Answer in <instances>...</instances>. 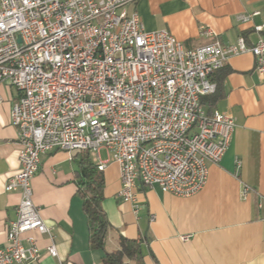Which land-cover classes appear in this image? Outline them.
<instances>
[{"label":"built area","instance_id":"obj_1","mask_svg":"<svg viewBox=\"0 0 264 264\" xmlns=\"http://www.w3.org/2000/svg\"><path fill=\"white\" fill-rule=\"evenodd\" d=\"M134 1L0 0V84L18 92L10 120L20 145L19 169L4 184L20 200L0 264L38 261L44 235V251L57 256L53 228L32 198L31 179L48 151H87L99 171L115 162L118 196L134 211L137 183L192 196L226 152L235 119L205 111L200 98L215 91L212 76L230 56L251 53L264 76V23L254 26L252 43L239 36L187 48L167 29L146 30L128 9ZM248 191L242 185L240 196Z\"/></svg>","mask_w":264,"mask_h":264},{"label":"crops","instance_id":"obj_2","mask_svg":"<svg viewBox=\"0 0 264 264\" xmlns=\"http://www.w3.org/2000/svg\"><path fill=\"white\" fill-rule=\"evenodd\" d=\"M128 9L139 14L146 30L167 29L187 48L232 43L239 36L252 43L258 37L254 26L264 23V0H135ZM200 26L212 34L201 35ZM254 64L249 52L233 55L212 76L218 89L202 107L231 113L236 126L221 160L209 164L199 192L179 197L137 183L139 208L134 211L132 202L118 196L117 164L108 163L102 171V207L111 224L108 248L116 247L121 234L140 241L146 264H264V76ZM17 93L0 84V247L20 200L19 191L4 190L7 178L19 169L20 145L10 120ZM74 153L54 149L40 157L31 179L32 198L53 228L57 256L44 251L47 237L37 236L42 256L23 264H100L102 251L89 245L82 198L76 192ZM244 184L249 191L242 198Z\"/></svg>","mask_w":264,"mask_h":264},{"label":"trees","instance_id":"obj_3","mask_svg":"<svg viewBox=\"0 0 264 264\" xmlns=\"http://www.w3.org/2000/svg\"><path fill=\"white\" fill-rule=\"evenodd\" d=\"M217 89L218 84L213 93L201 96L200 104L203 105L208 96H215ZM74 157L77 165L74 172L76 192L82 198V208L88 224V242L92 248L102 251L100 264H146L139 240L118 234L116 247L111 249L106 246L107 232L111 224L102 207V171L97 169L87 151H77Z\"/></svg>","mask_w":264,"mask_h":264},{"label":"rangeland","instance_id":"obj_4","mask_svg":"<svg viewBox=\"0 0 264 264\" xmlns=\"http://www.w3.org/2000/svg\"><path fill=\"white\" fill-rule=\"evenodd\" d=\"M101 159H105L107 157V154L105 151H102L100 154Z\"/></svg>","mask_w":264,"mask_h":264},{"label":"water","instance_id":"obj_5","mask_svg":"<svg viewBox=\"0 0 264 264\" xmlns=\"http://www.w3.org/2000/svg\"><path fill=\"white\" fill-rule=\"evenodd\" d=\"M18 40H20V39L18 38Z\"/></svg>","mask_w":264,"mask_h":264}]
</instances>
